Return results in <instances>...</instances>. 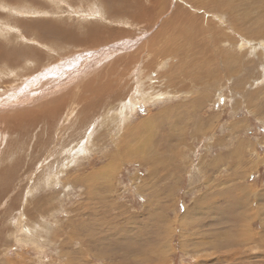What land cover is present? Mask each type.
I'll list each match as a JSON object with an SVG mask.
<instances>
[{
  "label": "rangeland",
  "instance_id": "rangeland-1",
  "mask_svg": "<svg viewBox=\"0 0 264 264\" xmlns=\"http://www.w3.org/2000/svg\"><path fill=\"white\" fill-rule=\"evenodd\" d=\"M121 31V96L0 120V264H264V0H0V85Z\"/></svg>",
  "mask_w": 264,
  "mask_h": 264
},
{
  "label": "bare ground",
  "instance_id": "bare-ground-1",
  "mask_svg": "<svg viewBox=\"0 0 264 264\" xmlns=\"http://www.w3.org/2000/svg\"><path fill=\"white\" fill-rule=\"evenodd\" d=\"M94 34H91L89 36L88 39V42L90 43L89 49L87 50L83 49L82 51H77V52L75 51L74 53L71 54L70 52H68L69 55H65V57L61 56L60 59L52 62L50 61L51 63H49L48 65L42 66L36 74H33L26 78V76L24 77L23 75L24 73L23 74L19 73L18 75L15 76L17 78H15V80L13 79L11 82H9V84H6V82L3 85L1 84L0 85V120L2 121L3 118L6 119L7 124L8 125L11 124L10 126L12 128L13 127L15 128L16 126L17 127L23 126L24 124L28 126L32 123H35L38 120L49 118L50 115L51 117L49 119H51L52 117H56L55 119H57V116L60 115L61 113V109H63L68 103V102L66 103V101L62 98L61 96L62 92L71 86H72L71 88H73V91L74 89H78L76 87H78L79 82H81L83 79L89 76H96L97 78L103 80L104 82L103 86L99 88H95L93 83L90 82L89 84L91 85L88 87L89 88L94 87L93 89L95 90L91 93H88L89 91L87 88L85 89L81 87L79 92L76 91L77 92L76 95L75 94L72 95L71 99H73V101L76 100L78 101V99L79 102L81 100L85 101L88 98L89 99L92 98L93 96L92 94L94 93V95H98L97 101L95 102V104L97 105L100 103L99 100L102 98V94L104 92H108L111 90L115 92L114 94L115 97L121 96L122 95L121 92L115 91L116 89L114 88L116 87L114 88L112 87L114 76H118V74L125 67L127 68L129 67L130 69V67L136 61L134 59L137 58V55L129 53V55H126L125 58H119V57L124 53L130 52V50L132 49L130 47H132L133 44L138 42L139 41L138 39L140 37L139 38L135 36L130 37L126 31H121L116 36L114 35L105 39H100V37H95L96 35ZM121 51H123V53H121ZM112 57H114V59L110 60ZM135 66L137 67V65ZM138 73L139 72L137 71L136 74ZM23 77L24 80H22ZM19 80H20L19 85L11 86L12 83L17 82ZM101 80H99L98 83H100ZM137 90H138V84L135 87V91ZM72 93L74 92H71V94ZM47 94L51 95L49 97V100L47 101V103H49L50 106L47 107L48 106L47 103L38 104L39 102H43L44 100H46ZM132 98L133 96L130 95L128 99L131 100ZM49 101L55 103L51 105ZM86 104L88 103L86 102ZM42 105L44 106L42 107ZM17 110L20 111L25 110V111L19 112Z\"/></svg>",
  "mask_w": 264,
  "mask_h": 264
}]
</instances>
